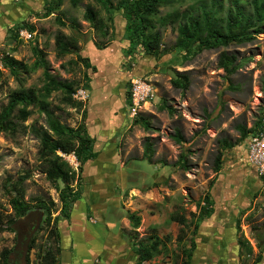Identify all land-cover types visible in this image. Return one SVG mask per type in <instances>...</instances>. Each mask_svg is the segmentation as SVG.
Here are the masks:
<instances>
[{
  "label": "rangeland",
  "instance_id": "1",
  "mask_svg": "<svg viewBox=\"0 0 264 264\" xmlns=\"http://www.w3.org/2000/svg\"><path fill=\"white\" fill-rule=\"evenodd\" d=\"M50 1L0 0V46L28 66L35 61L33 49L37 48L43 52L47 70L54 79L72 83L75 91L86 89L88 99L85 101L76 100L72 94L81 106L66 103L65 92L61 89L52 90L45 98L49 110L59 122L77 127L83 124V111H87L90 98L99 103L97 98L102 88L95 82L99 77L95 73L97 69L85 68L77 59V53L88 57L98 53V49L113 47L116 50V55H111L114 67L111 73L107 64L100 70L108 77L112 76L110 81L104 80L103 89L108 87L112 92L115 84L117 88L126 85L129 91L130 79L142 77L156 91V98L144 104L136 116H142L150 128L135 124V118L123 114L127 121L130 120L129 126L121 136L118 137L119 131L116 134L121 160L129 171V184L122 192V203L139 221L135 228L131 224L129 233L137 242L147 241L152 234L162 239L160 254L150 264H173L176 254L180 257L179 262L184 258L182 250L189 249L193 240L194 221L207 192L214 199L211 227L218 230L232 224L237 238L256 246L255 235L264 229V176H258L245 163V140L224 151L218 173L214 171V158L226 141L230 144L239 141L238 125L248 129L264 114V23L262 32L249 42L203 50L190 58L173 49L177 33L172 25L157 24L161 46L160 54L154 57L141 49L131 48L126 37V22L120 11H112L111 24L107 13L94 0H80L77 5L71 0H62L59 9L45 16L44 8ZM209 1L185 0L168 4L160 8L155 18L171 12H194L199 2ZM215 1L221 14L230 7L229 0ZM247 1L241 0L240 4L250 9ZM88 5L97 10L104 21L108 29L105 35L85 19L84 11ZM58 18L64 24L58 23ZM17 25H21L19 31L24 29L31 37L20 38L19 34L15 39L8 37V28ZM59 35L65 36V40H73L77 52L59 54L56 42ZM223 52L237 57L238 68L230 76L219 64ZM93 61L99 63L95 54ZM175 72L187 73V89L173 86L171 80ZM103 74L101 78H104ZM44 84L42 68L19 70L15 77L4 67L0 71V113L13 91L29 88L40 91ZM163 100L174 107L175 112L161 108ZM28 109L30 114L26 120L13 118L16 127L0 132V221L3 225L13 218L11 198L16 195L13 184L24 173L28 174L20 185L24 190V201L33 206L37 199L53 201L52 217L60 213L62 207L60 195L64 183L46 176L47 163L39 155L40 139L33 132V127L48 130L47 117L37 105H30ZM175 130H179L183 137L180 143L173 137ZM147 140L153 147L151 158L143 154ZM58 154H62L73 169L78 168L79 163L72 153L58 151ZM70 156L75 159L74 163ZM211 180H214L212 186ZM71 186L75 187V183ZM174 213L185 216L186 222L179 224L170 220ZM20 223H12L10 230L0 231V264L4 250L11 251L10 263L14 259L13 249L18 243ZM39 226L33 233H36L35 244L28 253L29 264H36L41 252L51 243L47 229ZM257 253L247 257L245 247H242L241 255L246 256L247 263L252 262Z\"/></svg>",
  "mask_w": 264,
  "mask_h": 264
},
{
  "label": "trees",
  "instance_id": "2",
  "mask_svg": "<svg viewBox=\"0 0 264 264\" xmlns=\"http://www.w3.org/2000/svg\"><path fill=\"white\" fill-rule=\"evenodd\" d=\"M80 0H71L74 5H77ZM98 3L104 11L107 13V19L110 23H113V10H118L122 13L125 19L126 37L130 41L132 49H141L143 53L157 57L160 54L161 46V34L157 29V24L165 26L172 25L177 33L174 43V50L183 52L186 57L190 58L200 53L203 50H209L218 47L228 46L230 44H241L249 42L255 38L257 33L262 32L261 26L264 23V0H248L247 3L250 9H246L240 4L241 0H229L230 7L221 14L217 1L210 0L208 3L199 2L198 8L191 11L183 12H171L164 16L155 18L160 8L173 3H181L185 0H94ZM200 1V0H199ZM62 0H51L49 5L44 8L45 16L49 15L56 9H59ZM84 17L90 22L91 26L97 30H102V35L107 33L106 25L102 18L98 16V11L92 6H86L84 11ZM58 23L64 24L60 18L57 19ZM21 25L16 27H10L7 31L8 37L16 38ZM29 29H33L32 26H28ZM57 47L59 54H67L77 52L75 50L74 41L71 39L65 40V36L59 35L57 37ZM33 54L36 56L35 61L31 66L17 61L9 54L4 57V67L8 68L10 73L15 77L18 76L19 70L30 71L37 68L43 69L45 78V84L40 91L29 88L19 89L13 91L10 96L7 105L0 113V132L13 130L16 127L13 118H19L20 120H26L30 114L28 106L37 105L39 110L44 112L47 117L48 130L43 128H34L33 132L40 139L39 155L46 161L47 167L44 172L46 176L55 181L60 180L64 183V188L61 191L60 200L62 201V207L60 214L65 213L70 203L77 198L79 194V185L81 182V170L82 166L88 160L95 158L96 153L93 151V138L90 137L84 124H80L77 127H71L59 122L57 118L53 116L49 105L45 98L50 94L52 90L61 89L65 92L66 103H70L74 106H81V103L75 101L72 98V94L75 92V88L72 83L66 81H60L54 79L47 70V62L44 58V54L41 50L34 48ZM77 59L82 62L85 68H91L95 70V66L91 65L88 57H83L77 53ZM237 57L234 54L222 53L219 57V64L224 69L227 76H230L238 68L236 64ZM89 77H87V81ZM175 88L187 89L189 86V78L185 72H175V77L171 80ZM161 108L167 109L168 112H175V108L167 105L163 100ZM16 110V113H15ZM87 111L84 109L83 118H85ZM135 124H141L145 129L150 128L149 122H147L142 116L135 117ZM260 119L250 128H246L243 125H238L240 132V139L237 143L230 144L227 141L222 146L214 158V171L218 173L221 169L224 151L233 148L236 144H240L241 141L246 140L248 135L255 132L259 127ZM174 139L177 142H182L183 137L179 130H175ZM60 151L63 154L72 153L78 161V168L73 169L68 161L62 154H58ZM153 153L152 143L150 141L145 142V149L143 154L147 158H151ZM28 177L27 173L19 175L18 181L13 184V190L16 191V195L11 198V205L14 212L13 218L7 221V225H3L0 221V231L10 230L12 223L21 222V227L18 232L26 237V234L31 233L38 221L40 228L45 227L48 231V235L51 238L49 247L41 252L38 262L36 264H57V258L59 255L58 247V234L56 230V219L52 217L53 201H46L44 199H37V203L33 206L31 203L23 200L24 190L20 186L22 182ZM75 183V187L71 186V183ZM214 180H211V186ZM203 205L199 207V216L194 221L193 230H197L199 222L205 217H209L213 212L214 200L207 192L203 197ZM128 218L135 228L138 225V218L134 213H128ZM18 220V221H17ZM170 220L184 224L186 217L181 214H171ZM264 228V222H263ZM35 234L29 237V235L21 242L20 249L14 248V259L10 263L8 256L11 253L10 250H4L2 252V264H20L23 254L26 257V263L29 264L28 253L35 244ZM147 241H138V246L135 250L138 254V264L145 261L152 260L156 255L160 254V244L162 239L156 234L148 236ZM257 240L256 246L261 247L264 242V229L255 235ZM239 245L245 247L248 254H251L252 248L250 243L246 239L238 238ZM194 241H190L189 249H183L182 255L184 258L179 262V255L176 254L173 264H190L192 257V250L194 249ZM261 260V255H257L254 262Z\"/></svg>",
  "mask_w": 264,
  "mask_h": 264
},
{
  "label": "crops",
  "instance_id": "3",
  "mask_svg": "<svg viewBox=\"0 0 264 264\" xmlns=\"http://www.w3.org/2000/svg\"><path fill=\"white\" fill-rule=\"evenodd\" d=\"M98 51H91L93 54L88 58L97 69L95 73L99 77L95 82L102 91L97 98L99 103L90 98L83 120L86 131L93 138L96 156L82 166L77 198L65 213L56 215L60 249L57 264H138L139 260L135 250L138 242L129 233L132 227L128 213L133 211L124 206L121 199L129 184V171L118 151V137L130 123L122 116H127L128 90L124 86L117 88L115 84L112 92L108 87L103 89L104 80L110 81L112 76L108 77L100 70L107 64L111 73L114 68L112 56L116 55V50L109 47ZM94 54L99 63L93 61ZM102 74L104 78L100 77ZM212 216L201 220L193 234L195 247L190 264H264V242L260 248L250 243L251 254L258 251L255 257L261 255V260L255 263L254 258L247 263L245 258L250 254L241 255L242 247L234 226L231 224L216 230L211 227ZM151 261L141 264H150Z\"/></svg>",
  "mask_w": 264,
  "mask_h": 264
},
{
  "label": "built area",
  "instance_id": "4",
  "mask_svg": "<svg viewBox=\"0 0 264 264\" xmlns=\"http://www.w3.org/2000/svg\"><path fill=\"white\" fill-rule=\"evenodd\" d=\"M20 38H30L31 35L26 30L19 31ZM8 53L5 52L4 46H0V71L4 68V57ZM73 98L78 101L88 99L86 89L80 88L73 93ZM156 98V91L145 78L133 77L130 79V87L128 91L127 116L135 118L142 107L146 103H150ZM244 161L253 168L255 173L264 176V114L260 118L259 127L255 132L248 135L244 143ZM75 158V156H73Z\"/></svg>",
  "mask_w": 264,
  "mask_h": 264
},
{
  "label": "water",
  "instance_id": "5",
  "mask_svg": "<svg viewBox=\"0 0 264 264\" xmlns=\"http://www.w3.org/2000/svg\"><path fill=\"white\" fill-rule=\"evenodd\" d=\"M37 225H38V221H37ZM37 225H36L35 229L31 233H29V237L32 236V234L34 233V231L37 228ZM19 242H20V236L18 235V245H19ZM20 264H26L25 254H23V257H22V260H21V263Z\"/></svg>",
  "mask_w": 264,
  "mask_h": 264
},
{
  "label": "flooded vegetation",
  "instance_id": "6",
  "mask_svg": "<svg viewBox=\"0 0 264 264\" xmlns=\"http://www.w3.org/2000/svg\"><path fill=\"white\" fill-rule=\"evenodd\" d=\"M125 86H126V85H125ZM125 86H124V87H125ZM18 235L20 236V242H19V245H18V243H17V246H16L15 248H19V249H20L21 242L24 241V240H27V239H25V238L29 235V233L26 234V237H25V238H24L23 235H21V233H18ZM21 238H22V241H21ZM17 239H18V237H17Z\"/></svg>",
  "mask_w": 264,
  "mask_h": 264
},
{
  "label": "bare ground",
  "instance_id": "7",
  "mask_svg": "<svg viewBox=\"0 0 264 264\" xmlns=\"http://www.w3.org/2000/svg\"><path fill=\"white\" fill-rule=\"evenodd\" d=\"M69 159H70V161H71L72 163L75 162V159L73 160V157H72V156H70Z\"/></svg>",
  "mask_w": 264,
  "mask_h": 264
}]
</instances>
